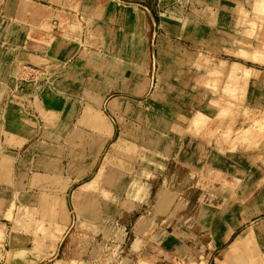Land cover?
I'll return each instance as SVG.
<instances>
[{
  "label": "rangeland",
  "instance_id": "1",
  "mask_svg": "<svg viewBox=\"0 0 264 264\" xmlns=\"http://www.w3.org/2000/svg\"><path fill=\"white\" fill-rule=\"evenodd\" d=\"M36 1L44 5V0ZM52 1L57 5L50 11L53 35L68 38L73 45L60 47L57 53L66 57L79 45L78 56L69 61L73 66L67 73H56L65 75L63 82L73 80L79 88L85 86L91 92L102 73L87 59L93 53H100L103 56L98 65L102 66L113 56L121 55L120 80L105 95L104 105H100L108 116L111 136L104 140L99 153L91 156L83 150L86 135L76 134L70 139L63 126L56 130L41 127L42 131L26 141L20 152L2 153L0 162L8 161V157L4 158L8 155L20 163L18 168L8 169L9 174L13 170L19 176L17 203L8 225L7 245L0 248V253H5L9 264H136L139 259L150 264H171L173 260L159 248L164 235L159 231L160 218L152 220V230H156L142 246L132 249L131 234L122 230L132 219L119 217V203L128 198L131 190H139L142 185L139 190L142 192L145 187L140 184L145 181L140 178V162L146 160L144 150L152 151V159L157 160L160 146L172 145L177 149L176 136L185 139L189 129L197 134L201 131L200 138L205 140L202 134L211 131L214 144L237 149L236 154L245 159L252 178L256 172L260 174V189L264 190V8L260 7L258 12L252 8L253 2L264 0ZM133 8L141 12L139 17L144 25L143 49L136 51L137 54L133 40L127 45L133 30ZM91 21L98 25H90ZM225 29L227 36L223 33ZM141 55L145 59L144 73L136 72L131 65ZM78 57L81 64L74 65ZM24 72L15 80L10 79L36 78V72ZM79 88L72 97L82 95ZM38 96L47 100V89ZM113 97L126 102L115 115L109 105ZM166 132L178 135L169 137ZM146 154L148 157L150 152ZM39 155L44 158H38ZM32 159L36 160L34 165L38 162V166L46 165L47 171L54 172L49 176L36 174L35 167L28 165ZM66 159L86 163L78 180L63 188ZM81 171L76 167L73 174ZM164 173L178 182L172 191L180 190L185 197H196L195 189L185 191L188 181L181 169L170 165ZM154 176L152 191L164 175L161 177L159 172ZM249 187L254 189L255 184ZM50 197L58 198L57 203H52L54 207L48 206ZM151 200L148 196L146 206L149 207ZM37 205L50 211L47 221L39 215ZM57 207V219L66 222L65 226L52 217ZM186 214L192 217L194 209L189 208ZM12 249L18 252L8 258Z\"/></svg>",
  "mask_w": 264,
  "mask_h": 264
},
{
  "label": "crops",
  "instance_id": "2",
  "mask_svg": "<svg viewBox=\"0 0 264 264\" xmlns=\"http://www.w3.org/2000/svg\"><path fill=\"white\" fill-rule=\"evenodd\" d=\"M56 7L52 0H44V5L36 0H0L1 157L3 152L8 154L20 152L26 141L29 142L39 134L41 127L43 130H56L63 126V131L70 139L76 134L86 135L83 136L85 137L83 145L86 147L83 150L91 156L96 152L98 154L104 140L111 136L108 116L104 109L102 110L105 113L101 111L100 105H104L105 95L111 91V87H116L115 83L120 80L123 68L121 55L113 56L102 66L98 65L103 56L100 53H93L90 59H87L93 62L95 70L102 73L101 79L96 81L97 87L91 92L85 86L79 88L73 80L64 79L63 82L62 78L65 75H56V73H67L73 66L69 61L72 57L78 56L79 45L74 53L72 51L68 56L65 55L66 57L57 53L60 47L66 49L73 45L72 40L56 38L53 35L50 26L54 22H50L53 19L50 11ZM260 7L264 8V1L253 2L254 11L258 12ZM134 10L131 11L133 30L129 34L127 45L133 40L136 52L143 49L144 25L139 17L141 12ZM149 18V23L153 26L150 15ZM90 25H98V22L91 21ZM223 33L227 36L228 30L225 29ZM127 45L125 48H128ZM80 61L79 57L76 58L74 65L81 64ZM45 63L48 65L47 69L42 67ZM131 65L135 67L136 72L144 73L146 71L144 55L138 58L136 56V61ZM24 70L36 72V78L19 81L10 79L14 77L15 80L19 73H25ZM77 87L82 95L72 97ZM45 89L48 92V99L41 100L38 95ZM147 100L144 103H147ZM125 103L121 98L113 97L109 102L113 115L117 114L121 104ZM195 131L189 129L185 133L187 140H182L183 136L182 138L176 136L178 134L172 135L166 132V136H176L179 144L177 149L172 145L163 146V148L160 146V150H157L159 154L156 155L157 160L152 159V151H147V148L144 150L146 160L143 163L140 162L142 166L140 178L145 180L140 184L145 186L142 189L144 192H139L142 188L140 185L139 190H131L128 198L122 199L121 205L119 203V217L127 216L132 219L131 224L123 225L122 228L131 234L130 248L138 249L142 246V243L148 239V235L151 236L150 234L156 230V228L152 230V220L160 218L159 231L164 235L159 248L162 252L163 250L166 252L162 254H166L173 260L171 264H264V219L262 217L264 216V190L260 189L262 185L260 174L256 172L252 178L248 166L245 165V159L236 154L238 150H228V145L221 148V145L214 144L215 140L212 139L211 131L202 134L207 140L200 138L201 131L199 134ZM159 136L165 137L164 134ZM20 138L25 140L22 141ZM4 147L5 150H3ZM147 152H150L148 157ZM243 152L241 150L240 153ZM68 154L69 152L66 155ZM6 157L9 158L8 161L0 162V248L7 245L8 225L17 203V178L19 179L15 171L12 170L9 174L8 169L18 168L17 165L20 162L15 161L14 157L4 156ZM37 157L44 158L40 155ZM67 159L71 158L67 157ZM67 159L66 181L63 188H68V185L77 181V178L85 171L86 162L76 163ZM35 161L32 159L28 165L35 167L36 174L49 176L54 172V170L47 171L46 165L38 166V162L34 165ZM51 164H49L50 168H52ZM170 165L185 173L186 181H188L185 191L195 189L198 193L196 197H185L180 190L172 191V186L177 185L178 182L172 178L173 176L167 178L164 173ZM76 167L82 169L80 174H73ZM101 168H104V163L98 170V175ZM159 172L161 177L164 176L160 178L157 182L159 185L152 191V179L155 177L154 174ZM253 183L254 189L249 187ZM255 191L256 194H254ZM148 196L152 199L149 207L145 204ZM50 198V200L54 199ZM57 200L58 198L54 199L56 203ZM142 200H144L143 204ZM189 208L194 209L192 217L186 214ZM37 209L41 217L45 216L43 220L47 221L50 211L39 205ZM58 211L57 207L54 219L63 225L66 222L63 223L57 219ZM49 221L52 220L49 218ZM12 250L8 252V258H13L18 252ZM11 251L13 254L10 253ZM6 259L5 253H0V264H7ZM150 263L141 259L136 261V264Z\"/></svg>",
  "mask_w": 264,
  "mask_h": 264
},
{
  "label": "bare ground",
  "instance_id": "3",
  "mask_svg": "<svg viewBox=\"0 0 264 264\" xmlns=\"http://www.w3.org/2000/svg\"><path fill=\"white\" fill-rule=\"evenodd\" d=\"M113 105V104H112ZM114 107V106H113ZM124 138V137H123ZM117 141V140H116ZM115 145V144H114ZM112 151V150H111ZM87 156V155H86ZM77 163V162H76ZM133 166V165H132ZM75 167V166H74ZM90 167V166H89ZM91 168V167H90ZM116 168V167H115ZM137 169V168H136ZM119 170V169H118ZM72 172V171H71ZM128 173V172H127ZM103 174V173H102ZM105 175V174H104ZM98 178V177H97ZM109 178V177H108ZM138 181V180H137ZM98 183V182H97ZM100 183V182H99ZM110 187V186H109ZM112 187V186H111ZM88 188V187H87ZM141 188V187H140ZM139 188V189H140ZM123 189H124V187H123ZM137 190V189H136ZM87 191V190H86ZM90 193V192H89ZM122 193V192H121ZM146 194V193H145ZM109 195V194H108ZM104 196V195H103ZM83 197V196H82ZM166 197V196H165ZM87 198V197H86ZM90 198V197H89ZM108 198V197H107ZM86 200V199H85ZM96 200V199H95ZM127 200V199H126ZM163 200V199H162ZM130 201V200H129ZM56 203L55 201H54V199L53 200H50L49 199V202H48V206L50 205V206H53L54 207V205L52 204V203ZM91 202V201H90ZM123 204V203H122ZM160 204V203H159ZM120 205H121V203H120ZM88 206V205H87ZM102 206V205H101ZM51 208V207H50ZM80 208V207H79ZM84 208V207H83ZM118 208V207H117ZM158 208V207H157ZM160 208V207H159ZM80 210H82V209H80ZM79 211V210H78ZM85 211V210H84ZM130 211V210H129ZM93 212V211H92ZM101 216V215H100ZM53 218H55L56 217V212H54L53 213V216H52ZM79 218V217H78ZM107 218V217H106ZM101 219V218H100ZM107 220V219H106ZM91 223V222H90ZM65 224L66 223H64L63 224V226H65ZM109 224V223H108ZM107 225V224H106ZM104 226V225H103ZM98 227V226H97ZM86 234V233H85ZM96 237V236H95ZM105 237H107V236H105ZM71 241V240H70ZM108 241V240H107ZM86 243V242H85ZM88 243V242H87ZM99 246V245H98ZM107 249V248H106ZM87 253V252H86ZM92 253H93V251H92ZM107 255V254H106ZM116 256V255H115ZM117 258V257H116ZM108 260V259H107ZM97 264V263H96ZM99 264V263H98Z\"/></svg>",
  "mask_w": 264,
  "mask_h": 264
}]
</instances>
